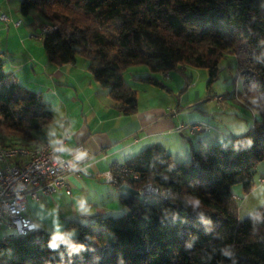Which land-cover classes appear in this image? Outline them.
Masks as SVG:
<instances>
[{"label": "trees", "instance_id": "obj_1", "mask_svg": "<svg viewBox=\"0 0 264 264\" xmlns=\"http://www.w3.org/2000/svg\"><path fill=\"white\" fill-rule=\"evenodd\" d=\"M19 8L34 11L40 27L54 26L41 33L49 61L84 57L124 114L137 109V91L123 79L128 67L178 70L186 79L185 65L204 68L209 93L220 60L232 54L234 80L241 78L235 95L259 116L242 135L197 143L186 160L160 143L145 147L125 161L139 174L130 185L152 183L166 196H119L123 212L84 214L55 236L41 227L7 235L0 264H264V205L240 219L233 191L251 192L264 160V0H20ZM52 117L49 102L0 56V144L35 145Z\"/></svg>", "mask_w": 264, "mask_h": 264}, {"label": "crops", "instance_id": "obj_2", "mask_svg": "<svg viewBox=\"0 0 264 264\" xmlns=\"http://www.w3.org/2000/svg\"><path fill=\"white\" fill-rule=\"evenodd\" d=\"M6 54L0 49L1 58ZM127 69L123 71V79L137 91V109L131 114H124L118 109L119 104L110 97L107 88L98 84L90 70H86L84 79L76 83L79 88L76 85L71 88L69 100H63L58 113L52 110L49 102L53 117L44 124L38 142L52 143L67 131L66 149L62 153L68 155L69 148L81 143L85 147L84 163L87 165V173L69 175L70 194L59 189L40 201L27 202L26 214L36 227L47 230L51 235H59L69 220L80 219L84 214L124 211L116 187L105 181L103 186L98 185L103 180L101 173L113 162L125 163L129 157L153 143L162 144L173 159L182 161L188 157L190 148L199 142H223L248 131L247 123H242L241 116H232L225 122L217 117L218 114L205 111L207 102L204 101V96L205 99L213 98L214 94L206 95V86L198 87L200 84L192 85L187 82L184 91L174 101L171 96L173 89L164 81L171 78L169 72L161 74L163 82L154 75L155 72L143 75L131 73L127 81L124 75ZM149 75L158 79L165 87L138 78ZM194 121L208 123L212 128L195 134L176 130L179 124ZM46 126H54L57 130L48 134ZM260 176H264V168L258 174L257 181ZM260 185L264 187V182ZM81 201L87 211H81ZM8 233L10 232L3 224L0 236Z\"/></svg>", "mask_w": 264, "mask_h": 264}, {"label": "rangeland", "instance_id": "obj_3", "mask_svg": "<svg viewBox=\"0 0 264 264\" xmlns=\"http://www.w3.org/2000/svg\"><path fill=\"white\" fill-rule=\"evenodd\" d=\"M19 5L20 0H0V16L4 14L8 18V21L0 18V49L7 53L6 56L2 57L4 68L17 77L19 82L28 90L40 93L42 100L50 102L52 110L58 113L62 108L63 100H69L71 88L75 85L79 88L76 83L82 81L84 72L89 70L88 61L81 55H77L74 62L61 65L49 61L43 48L42 30L38 25L36 13L31 10L27 14H22ZM17 21L19 25L16 26L14 23ZM184 69L187 79L180 71L173 70L169 72L171 78L164 80L173 89L171 96L174 101L177 100L178 94L184 91L185 88L183 87L186 86L187 82L192 85L200 84L198 87H201L206 86L208 81L206 69L190 65H185ZM148 72L152 73L148 66L140 64L129 67L124 75L128 81L131 73L143 75ZM235 73V57L232 54H227L219 62L218 76L210 84L209 93L208 90L205 92L206 95L214 94L213 98L205 99L204 96V101L207 102L204 109L209 113L218 114L217 117L224 119L225 122L226 120L229 121L232 116H241L242 123H247L246 128L248 130L253 124L254 118L259 115L256 109H251L236 97V88L240 86L238 82L241 78L236 76L234 80ZM154 75L163 82L161 73L155 72ZM217 96H221V101L218 100ZM45 128L48 134L57 130L54 126H46ZM227 130L230 131L228 128ZM263 168L264 161L255 168L253 176L255 186L248 194H244L239 185L233 187L234 194L238 196L236 214L240 219L249 216L254 209L264 205V187L257 181L258 174ZM100 182L101 184L98 183V185L103 186L104 179ZM75 234V231L70 232L72 236Z\"/></svg>", "mask_w": 264, "mask_h": 264}, {"label": "built area", "instance_id": "obj_4", "mask_svg": "<svg viewBox=\"0 0 264 264\" xmlns=\"http://www.w3.org/2000/svg\"><path fill=\"white\" fill-rule=\"evenodd\" d=\"M1 19L8 21L6 15ZM16 26L19 22L14 23ZM43 26V27H42ZM42 32L54 26L42 25ZM221 101V96H217ZM212 128L208 123L190 122L181 123L177 131L186 130L195 134L199 131H209ZM68 132H63L56 137L54 142L41 141L33 146L16 144L4 146L0 144V230L3 226L10 233L7 235H22L34 230L36 224L26 214L29 200L40 201L43 197L50 196L59 189H64L70 194L68 177L70 174L81 175L87 173L84 163L86 151L83 144L68 149V155L62 153L66 149L65 142ZM106 183L116 186L129 184L139 178V174L125 163L113 162L110 167L101 173ZM264 182V177L259 178ZM138 194H156L166 196L167 192L152 183H145L138 189ZM234 198L238 196L234 194ZM0 236V238H5Z\"/></svg>", "mask_w": 264, "mask_h": 264}, {"label": "water", "instance_id": "obj_5", "mask_svg": "<svg viewBox=\"0 0 264 264\" xmlns=\"http://www.w3.org/2000/svg\"><path fill=\"white\" fill-rule=\"evenodd\" d=\"M117 193L120 197L128 198L135 195H138V190L133 188L129 184H122L116 188Z\"/></svg>", "mask_w": 264, "mask_h": 264}, {"label": "clouds", "instance_id": "obj_6", "mask_svg": "<svg viewBox=\"0 0 264 264\" xmlns=\"http://www.w3.org/2000/svg\"><path fill=\"white\" fill-rule=\"evenodd\" d=\"M80 209H81V211H87V209H86L85 204H84L83 201L80 202ZM55 239H59V237H56ZM55 239H54V242H53V245H52L53 247L56 246L55 245Z\"/></svg>", "mask_w": 264, "mask_h": 264}]
</instances>
